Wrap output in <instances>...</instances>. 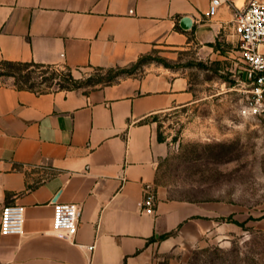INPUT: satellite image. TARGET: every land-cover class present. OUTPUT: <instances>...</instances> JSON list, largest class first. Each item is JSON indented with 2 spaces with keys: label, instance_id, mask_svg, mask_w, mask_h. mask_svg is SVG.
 <instances>
[{
  "label": "crops",
  "instance_id": "obj_1",
  "mask_svg": "<svg viewBox=\"0 0 264 264\" xmlns=\"http://www.w3.org/2000/svg\"><path fill=\"white\" fill-rule=\"evenodd\" d=\"M210 2L0 0V59L78 68L192 48L216 57L248 0L214 16ZM190 85L162 63L90 91L39 93L0 78V223L6 204L25 206L24 232L0 233V264H174L171 253L216 232V205L169 197L157 181L170 147L154 118L194 103ZM146 190L154 214L141 209ZM56 201L82 208L71 239L53 231Z\"/></svg>",
  "mask_w": 264,
  "mask_h": 264
},
{
  "label": "rangeland",
  "instance_id": "obj_2",
  "mask_svg": "<svg viewBox=\"0 0 264 264\" xmlns=\"http://www.w3.org/2000/svg\"><path fill=\"white\" fill-rule=\"evenodd\" d=\"M216 47V57L199 54L196 48L155 53L188 75L195 94L191 105L154 118L158 134L170 147L159 164L158 184L169 197L217 208L216 232L195 244L182 245L168 256V262L264 264V112L248 109L251 93L241 80L238 36L231 42L221 37ZM150 65L121 66L131 74L118 66L106 67L102 71L106 78L95 85L88 83L97 72L94 66L73 68V72L83 81L77 89L90 91L140 75ZM58 66L66 69L64 64ZM0 78L15 83L11 76ZM36 89L56 90L58 86L36 84Z\"/></svg>",
  "mask_w": 264,
  "mask_h": 264
},
{
  "label": "built area",
  "instance_id": "obj_3",
  "mask_svg": "<svg viewBox=\"0 0 264 264\" xmlns=\"http://www.w3.org/2000/svg\"><path fill=\"white\" fill-rule=\"evenodd\" d=\"M227 0H211L209 15L217 14ZM233 26L238 36V48L243 63L241 80L248 85L251 93L248 109L264 112V0H248L242 7H235ZM143 212L154 214L156 194L146 190L140 203ZM25 206L6 204L2 208L0 233L22 234L24 232ZM82 208L72 202H54L53 231L66 238H73L78 232ZM95 245L88 246L93 250Z\"/></svg>",
  "mask_w": 264,
  "mask_h": 264
},
{
  "label": "trees",
  "instance_id": "obj_4",
  "mask_svg": "<svg viewBox=\"0 0 264 264\" xmlns=\"http://www.w3.org/2000/svg\"><path fill=\"white\" fill-rule=\"evenodd\" d=\"M153 61H157L167 67H171L166 58L156 57L155 53L143 55L132 64L134 66H140L142 64L144 65L147 63H152ZM94 68L97 72L91 74V76L88 78L89 85H95L106 78L102 75V71L106 67L94 66ZM118 68L121 72H127L128 74H131V71L126 67L118 66ZM1 76L13 77L15 79L14 84L20 89H29L39 93L53 90L36 89V84L46 83L48 86L57 85L58 89L56 90H63L77 89V87L83 83L80 78H77L74 75L73 67L71 66L66 65V69L62 70L56 64H45L36 61H12L0 59V77ZM111 83L113 82H109L107 84ZM159 138L160 140L164 141L161 135H159ZM172 234V232H168L161 235L160 237L164 239Z\"/></svg>",
  "mask_w": 264,
  "mask_h": 264
},
{
  "label": "water",
  "instance_id": "obj_5",
  "mask_svg": "<svg viewBox=\"0 0 264 264\" xmlns=\"http://www.w3.org/2000/svg\"><path fill=\"white\" fill-rule=\"evenodd\" d=\"M190 23H191V19L190 18L184 17L182 19V26L183 27H185V28L189 27L190 26Z\"/></svg>",
  "mask_w": 264,
  "mask_h": 264
}]
</instances>
